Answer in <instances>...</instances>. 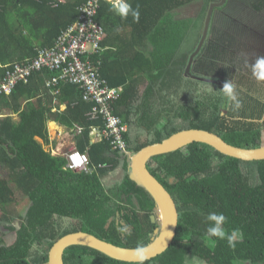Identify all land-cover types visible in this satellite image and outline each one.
Returning <instances> with one entry per match:
<instances>
[{"label": "trees", "instance_id": "trees-1", "mask_svg": "<svg viewBox=\"0 0 264 264\" xmlns=\"http://www.w3.org/2000/svg\"><path fill=\"white\" fill-rule=\"evenodd\" d=\"M86 1L0 0V79L7 69L36 56L38 48L53 45L77 20L78 7ZM219 1L125 0L139 10L138 20L131 14H117L114 0L100 1L95 18L106 37L95 58L102 62L101 74L107 84L121 89L111 112L128 125V152L123 155L112 149L107 138L92 143V128L102 126L104 117L90 118L95 103L84 101L76 84H62L61 95L56 97L46 85L51 73L42 70L34 72L27 83L20 81L10 94L0 93V207L4 211L0 225L15 231L11 242L0 236V264H46L52 245L76 231L125 247L151 243L155 229L161 227L159 206L130 178V152L135 154L188 128L213 131L236 146L264 145V79L253 69L252 56L244 59L249 72L243 67L244 85L239 79L221 78L216 69L219 60L226 58L224 52H238L242 44L263 51L264 0H225L215 6L208 37L191 72L186 70L202 38L209 9ZM195 3L200 6L197 16L180 13ZM216 19L226 22L221 33ZM209 42L212 46L206 51ZM223 67L233 77L231 67ZM194 76L233 83L241 107L235 110L223 96L224 84ZM51 121L71 130L83 128L80 134L74 133V141L78 150L89 154L93 170L65 167L66 158L50 147L56 144L50 138ZM137 129L139 133L133 136ZM118 168L123 174L108 181ZM148 168L173 195L179 209L171 246L147 261L124 262L89 246L72 245L65 251L66 264H196L199 260L205 264H264V160L246 161L193 142L151 157ZM11 182L30 200L18 217V227L11 224L7 209L15 191ZM210 213L225 216L226 234L242 233L235 248L226 239L208 236ZM118 215L133 227L124 238L116 225Z\"/></svg>", "mask_w": 264, "mask_h": 264}, {"label": "built area", "instance_id": "built-area-1", "mask_svg": "<svg viewBox=\"0 0 264 264\" xmlns=\"http://www.w3.org/2000/svg\"><path fill=\"white\" fill-rule=\"evenodd\" d=\"M100 1L87 0L80 5L77 20L61 32L53 45L38 48L36 56L28 59L26 64H15L13 68L7 69L0 79V93L10 94L20 81L27 83L34 72L48 70L51 76L46 85L56 97L61 95L62 84L72 83L80 87L84 101L95 103L89 116L96 119L101 115L104 122L102 126H94L91 134L98 140L107 138L113 150L127 153L125 133L128 125L111 112V104L120 96L121 89L107 84L101 74L102 62L95 58L101 54L106 37L105 29L95 18ZM82 130V127L76 126L69 131L80 134ZM62 147L55 149L62 150ZM55 149L53 153H58ZM64 155L67 159L66 168L91 170L89 154L78 150L76 145Z\"/></svg>", "mask_w": 264, "mask_h": 264}, {"label": "water", "instance_id": "water-1", "mask_svg": "<svg viewBox=\"0 0 264 264\" xmlns=\"http://www.w3.org/2000/svg\"><path fill=\"white\" fill-rule=\"evenodd\" d=\"M224 1L225 0H222L221 3H214L211 5L205 21L202 38L197 49L191 55L187 65V73L191 72L194 58L200 52L208 37L214 7L224 3ZM194 77L220 84L226 82L198 76ZM193 142L209 144L223 154L246 161L264 160V145L254 148L236 146L226 141L219 134L200 128H188L177 131L162 141L148 144L137 151L131 158L130 178L136 181L138 186L145 188L154 197L159 206V218L161 221V227L155 229L156 237L153 238L151 243L143 246V255L145 259H143L142 262L160 255L171 246L177 234L179 224V210L176 201L164 184L149 170L147 165L148 160L153 156L178 150ZM155 219L153 215V221H155ZM72 245L89 246L116 260L124 262H141L136 254L138 247L120 246L106 241L92 233L76 231L65 234L52 245L46 264H66L64 253L66 249Z\"/></svg>", "mask_w": 264, "mask_h": 264}, {"label": "rangeland", "instance_id": "rangeland-1", "mask_svg": "<svg viewBox=\"0 0 264 264\" xmlns=\"http://www.w3.org/2000/svg\"><path fill=\"white\" fill-rule=\"evenodd\" d=\"M221 2L222 1H219V3H221ZM199 9H200L199 4L195 3V4H192V5L188 6L187 9H185L183 11L181 10L182 12L180 11V13L182 15H184V16H197L198 12H199ZM217 24H219V26H222V27L218 28V33H221L222 31H224V29L226 28V25H224V24H226V22H224V24H223V22H220V20L218 21L216 19L215 25H217ZM212 37H216L215 34H212ZM210 39H214V38H210ZM243 43H245V42H243ZM245 44L246 45L242 44V47H240V50L238 51L239 53L235 52L233 50H230L229 53L224 52V56H226V58L220 59L219 62L221 64L216 68L217 72L219 73V76L221 78H226L227 80H231V81H234V82H237L238 79H239L241 81V83L243 84V81L245 79V77L242 76L243 67H245L246 71L248 72L247 64L244 62V59L248 58L249 55L252 56L251 65L252 66L254 65L253 69H256L255 65H256L258 59L264 58V54L261 51H259V50H257V52L254 51L255 45H252V44L249 43V45L247 46V43H245ZM211 46H212V42H209V46L207 47L206 51H209L211 49ZM238 48H237V50H238ZM247 51H249V52H247ZM206 56H207V53H204L203 57H206ZM223 66L231 67L232 73L234 72L233 77H232V75L230 76L229 72L228 73H226V72L224 73L223 72V69H224ZM252 66H251V68H252ZM195 70H196L195 72H198V69L196 67H195ZM226 75H229V76L227 77ZM256 89H259V88H256ZM49 126H51V124ZM51 131H52V133H50V134L53 136L54 140L56 142L59 141L60 139L57 136L58 133L56 132L57 130H56V128L54 126L51 127ZM73 133L74 132H72V131L69 132V135H70L69 136V141H71V142L72 141L74 142V136L72 135ZM137 133H139L138 129L134 132L133 136H136ZM140 140L144 141V136L141 135L140 136ZM74 144H75V142H74ZM53 146H54V149H55L56 145H53ZM56 151H58V150H56ZM121 154L123 155L124 153H121ZM129 154H131V156H133L134 153L130 152ZM2 174H3V171L0 169V177H2ZM122 174H123V170L121 168L119 170H116V173L109 174L107 179H108V181H113L115 179H118ZM11 185L14 187L15 191H14V194H13L12 205H8L7 209L9 210L10 218L13 219L12 220L13 222L11 224L15 225L16 227H18L19 224H20L19 223L20 220L18 219V217H19L20 214H24V212L27 210V207L29 206L30 200H29V198L26 195H24L22 192H20L18 189H16L15 184L13 182H11ZM3 213H4V211L0 207V218L3 217ZM66 223H68V222H66ZM0 236L3 237L4 241L11 242L12 240H14L15 231L9 229L5 225H0ZM196 264H205V263H204V261L199 260V261H196Z\"/></svg>", "mask_w": 264, "mask_h": 264}, {"label": "clouds", "instance_id": "clouds-1", "mask_svg": "<svg viewBox=\"0 0 264 264\" xmlns=\"http://www.w3.org/2000/svg\"><path fill=\"white\" fill-rule=\"evenodd\" d=\"M113 9L121 17H127L129 14H131L135 20L139 19V10L132 9L131 5L125 2V0H114ZM255 68L257 69L258 78L264 79V58L258 59ZM222 93L223 96L231 102L235 110H238L241 107V101L238 98V93L235 91V85L233 83L226 81L223 85ZM68 150L69 148L62 147V150H58V153L54 154L63 155L65 157L64 152H67ZM91 170H93V167H91ZM225 219V216L222 214L210 213L207 216V220L211 222L210 226L207 228V234L209 237H216L221 240L226 239L228 246L230 248H235V241L238 238L242 237V233L234 231L231 235L226 234L224 228L222 227ZM121 231H124V229H121ZM33 247H35V245H33ZM143 253L144 248L138 247L136 250V254L140 258L141 262L143 261V259H145Z\"/></svg>", "mask_w": 264, "mask_h": 264}, {"label": "crops", "instance_id": "crops-1", "mask_svg": "<svg viewBox=\"0 0 264 264\" xmlns=\"http://www.w3.org/2000/svg\"><path fill=\"white\" fill-rule=\"evenodd\" d=\"M63 1H65V0H63ZM261 52L264 53V49ZM65 107H66L65 105L62 106L63 109ZM50 124H51V126H49ZM52 126H54L56 128V130H57L56 132L58 133L57 136L60 139L59 141L56 142V144H54V145H56L55 147H58V146L62 147L63 146L65 148H70V147H73L74 145H76V144H74L75 141L74 142L73 141L72 142L69 141V136L70 135H69L68 131L71 130V129H69L68 127H65L64 125L59 124L58 122L51 121L48 124L49 133H52V131H51V127ZM72 135L74 136V133ZM91 137H92V143L99 141L97 139V137L93 136V134H91ZM50 138L52 140H54V138H53V136L51 134H50ZM75 140H76V138H75ZM51 146H52V148H54L53 144H50V147Z\"/></svg>", "mask_w": 264, "mask_h": 264}, {"label": "flooded vegetation", "instance_id": "flooded-vegetation-1", "mask_svg": "<svg viewBox=\"0 0 264 264\" xmlns=\"http://www.w3.org/2000/svg\"><path fill=\"white\" fill-rule=\"evenodd\" d=\"M217 81H220L218 79H215ZM150 159L148 160V163H149ZM147 163V165H148ZM107 176V175H106ZM123 198H126V196H122ZM175 200V199H174ZM177 204V203H176ZM178 207V206H177ZM179 210V209H178ZM159 214H160V211H159ZM159 214H158V217H159ZM119 215L117 216V221H116V225H117V228L120 232L121 229H124V231H121V236L124 238L126 236L127 233H129L131 230H132V225L129 223V222H126L124 219H120L118 218ZM179 218H180V214H179ZM153 219V218H152ZM160 219V218H159ZM161 223V222H160ZM65 255V253H64Z\"/></svg>", "mask_w": 264, "mask_h": 264}, {"label": "bare ground", "instance_id": "bare-ground-1", "mask_svg": "<svg viewBox=\"0 0 264 264\" xmlns=\"http://www.w3.org/2000/svg\"><path fill=\"white\" fill-rule=\"evenodd\" d=\"M162 213H163V208H162Z\"/></svg>", "mask_w": 264, "mask_h": 264}]
</instances>
